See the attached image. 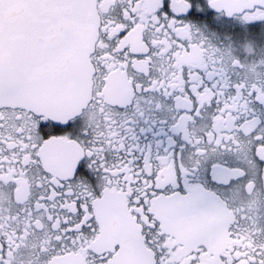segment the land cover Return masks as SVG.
<instances>
[{"label": "flooded vegetation", "instance_id": "flooded-vegetation-1", "mask_svg": "<svg viewBox=\"0 0 264 264\" xmlns=\"http://www.w3.org/2000/svg\"><path fill=\"white\" fill-rule=\"evenodd\" d=\"M217 1L96 0L88 104L0 106V264H264V7Z\"/></svg>", "mask_w": 264, "mask_h": 264}, {"label": "water", "instance_id": "water-1", "mask_svg": "<svg viewBox=\"0 0 264 264\" xmlns=\"http://www.w3.org/2000/svg\"><path fill=\"white\" fill-rule=\"evenodd\" d=\"M228 4L241 12L264 0L216 2ZM98 21L96 0H0V106L78 115L91 97Z\"/></svg>", "mask_w": 264, "mask_h": 264}]
</instances>
